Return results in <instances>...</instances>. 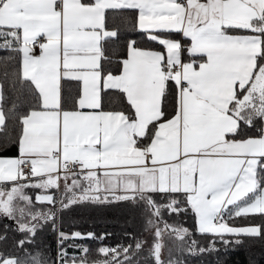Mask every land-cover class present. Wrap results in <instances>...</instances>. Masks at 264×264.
<instances>
[{
    "label": "snow or ice",
    "instance_id": "1",
    "mask_svg": "<svg viewBox=\"0 0 264 264\" xmlns=\"http://www.w3.org/2000/svg\"><path fill=\"white\" fill-rule=\"evenodd\" d=\"M93 214L122 240L74 227ZM256 245L264 0H0V264H258Z\"/></svg>",
    "mask_w": 264,
    "mask_h": 264
},
{
    "label": "trees",
    "instance_id": "2",
    "mask_svg": "<svg viewBox=\"0 0 264 264\" xmlns=\"http://www.w3.org/2000/svg\"><path fill=\"white\" fill-rule=\"evenodd\" d=\"M165 217L168 218V214H165ZM78 220H80L79 223H76L74 227L79 230H92L95 231L97 234L103 231H107L108 233H111L109 237H107L103 243L105 245H115L118 242H120L123 238V232L121 229L120 224L112 222V216L111 214L108 215H96L93 214L92 216H85L83 218L77 217ZM184 218L181 217V220ZM188 224L191 223V221H187ZM70 227H73L70 225ZM131 230V229H130ZM138 230V227L137 229ZM124 242H127L126 239ZM94 246L96 244L94 243ZM254 251L256 252L258 264H264V255L260 254V246L256 245L254 248ZM230 264H248V258L246 252L242 249L232 255Z\"/></svg>",
    "mask_w": 264,
    "mask_h": 264
}]
</instances>
